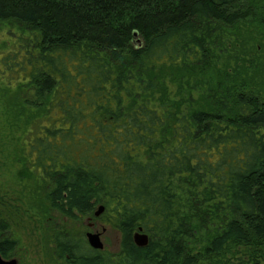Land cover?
I'll return each mask as SVG.
<instances>
[{"label":"trees","instance_id":"16d2710c","mask_svg":"<svg viewBox=\"0 0 264 264\" xmlns=\"http://www.w3.org/2000/svg\"><path fill=\"white\" fill-rule=\"evenodd\" d=\"M0 23L23 42L2 98L56 260L264 264V0H0ZM79 216L119 251L92 250Z\"/></svg>","mask_w":264,"mask_h":264},{"label":"rangeland","instance_id":"374dc122","mask_svg":"<svg viewBox=\"0 0 264 264\" xmlns=\"http://www.w3.org/2000/svg\"><path fill=\"white\" fill-rule=\"evenodd\" d=\"M8 29L14 30L6 23H0V187L7 190L11 199L0 201V209L5 215L4 219L8 226L7 235L17 243L16 250L11 259H15L17 264H64L56 260L54 247L49 240L48 226L59 223L52 213H46L41 198L37 195L33 181L25 175L21 166L16 162L19 155L18 139L22 133V123L19 126L8 115L7 105L2 98L4 83L8 80L14 83L15 76L19 72L14 64L10 66L9 74L6 73L7 51L15 53L20 51L23 42L19 37L13 38L10 44ZM17 57V56H16ZM261 63L264 62V49L259 55ZM17 58L11 61L15 63ZM42 131H40L41 133ZM96 133L91 130L86 136L85 131L76 134L77 139L90 140L98 138L92 137ZM27 140H32V135L27 136ZM13 197V199H12ZM45 212V213H44ZM44 214V215H42ZM92 220V223L89 221ZM95 224V232L100 234L104 249L116 253L119 251L120 236L116 230L106 227L101 221H95L91 216L81 217L76 223L77 232L83 235L87 231V226Z\"/></svg>","mask_w":264,"mask_h":264},{"label":"water","instance_id":"95a60500","mask_svg":"<svg viewBox=\"0 0 264 264\" xmlns=\"http://www.w3.org/2000/svg\"><path fill=\"white\" fill-rule=\"evenodd\" d=\"M103 212H104V207L101 205L98 206L93 213L94 218H99ZM100 237H101L100 234L95 232L88 231L85 234V239L88 246L92 250H96V251L104 250V245ZM132 240L134 245L138 248L146 247L149 241L148 236L145 233H142L141 228H139L136 232L133 233ZM0 264H17V261L15 259L4 260L0 256Z\"/></svg>","mask_w":264,"mask_h":264},{"label":"flooded vegetation","instance_id":"af4514ba","mask_svg":"<svg viewBox=\"0 0 264 264\" xmlns=\"http://www.w3.org/2000/svg\"><path fill=\"white\" fill-rule=\"evenodd\" d=\"M79 217L81 218V216H79ZM89 222L92 223V220H90ZM88 226H89V227H88ZM88 226H87V231H88V230H89V231H94V230H95V228H94V227H95V224H93V226H92L91 224H89ZM15 250H16V248H15ZM0 256H1V255H0ZM1 258L4 259V260H10L12 257H9V258H3V257L1 256Z\"/></svg>","mask_w":264,"mask_h":264}]
</instances>
